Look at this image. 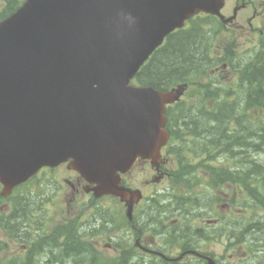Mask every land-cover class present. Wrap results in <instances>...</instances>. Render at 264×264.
Here are the masks:
<instances>
[{"label":"water","instance_id":"1","mask_svg":"<svg viewBox=\"0 0 264 264\" xmlns=\"http://www.w3.org/2000/svg\"><path fill=\"white\" fill-rule=\"evenodd\" d=\"M224 0H25L0 21L2 195L42 167L67 162L95 194L140 197L119 186L138 157L159 158L165 105L183 94L130 81L191 16H218ZM212 264V263H211Z\"/></svg>","mask_w":264,"mask_h":264},{"label":"rangeland","instance_id":"2","mask_svg":"<svg viewBox=\"0 0 264 264\" xmlns=\"http://www.w3.org/2000/svg\"><path fill=\"white\" fill-rule=\"evenodd\" d=\"M235 3L236 0H226L225 8L222 10V13L225 15H230ZM3 4L4 2L0 1V11L3 7ZM251 13V9H248L246 11L240 12V14L238 15V21L240 24H242L243 30L220 31L215 20H207L209 25L205 24L204 29L208 31V37L212 38V47L215 49V52L213 51V55L221 58L222 63L227 64V68L223 72H219L221 74L220 76H217L216 78L211 77L213 80L209 81L207 79H204L202 82H199L200 84H197L193 86L192 89H189V92H187L183 97L185 103H189L194 99V93L199 88L198 85H209V82L212 83V86L209 85L211 89H213V87L215 86L219 90L229 88L235 90L238 82V70L243 68L246 63L250 61H256L257 56H264V41L262 40L264 36V15L261 16L258 22L255 23L254 21L253 24L251 23L252 26H249L247 24V20L251 17ZM215 27L218 28V31L214 30ZM212 31H215L216 33L214 34L212 33ZM259 51H262V53ZM213 103L214 101L207 102V104L209 105ZM250 114H252L255 119L257 118L256 110L251 111ZM230 126H233L237 129V134H241L242 129L232 124ZM246 130V128L243 129L244 132H247ZM226 134H232V132L229 131ZM191 144H197V146L201 147L205 144H208V142L202 141L201 139H199L198 142L196 138H191ZM191 144H186L184 145V149H177L172 153L168 168H166L167 171H174L179 163L187 160L183 159V156L187 157L189 160H192V162L197 161L196 153L191 150L187 151ZM232 151H234L233 148ZM225 154L226 156H229L227 164L231 162L235 166L234 169L237 172L244 173L248 169H250V160L257 161V163L261 165L262 170H264V149L257 152L249 150L247 148H242L241 150H235L233 154ZM220 159H222V157ZM224 159L226 160V157ZM215 164L216 163L211 162L210 166L213 167V169H216V167H214ZM132 176L137 178V181L133 183V188H142L143 192L146 195H148L151 190H153V192H157L169 187V192L174 191L175 195H179L178 197H172L171 203L174 205H177L183 201L181 194H186V191L184 190L183 192H181L180 190H174V188H172L173 185L172 180L169 179L170 176L168 178H164L158 183L153 182V185L151 186H144L143 182H145L146 180H152L153 176L156 177V173L154 172V170L149 168V166H147V169L145 170L143 176H138L135 173ZM208 187L211 193L210 198L205 199L204 197L198 195L193 196H196L198 202L204 204L207 209H209V207L212 208L213 206V210L216 209L217 211V215L215 216L219 221V223L215 227L217 236L213 243L210 244L208 242L206 246L207 248L212 246L213 258L216 260L217 264H264V259H260L259 257L262 256H257V252H246L247 243H252L256 246L257 244H262L263 241H251V236H248V232L251 230V228L245 230L247 225L250 226L252 224H249L250 222L258 220L264 221V207L257 209L249 208L247 206V197L242 191L241 185L233 184V186L229 185L222 188H215L210 183H208ZM63 188L59 186L57 178L53 177V175L48 174L43 175L39 180H37L36 184L22 189V191H34L38 195H45L44 199L40 202L39 207L35 208L36 210H34L32 214H30V219L32 221L40 222L38 227H36L35 225H30L31 229L38 228V230H40L42 227L44 232L45 230L47 232H51L54 230L62 231L66 228L75 229L77 224L86 223V218L88 217H85V214L82 215L84 217H81L80 212L75 213L77 212L76 206L70 203V198L66 196V192ZM184 203V209L187 210L186 215H188L190 212L193 213L194 208L192 207L191 200H185ZM6 205L7 202L3 203L1 201L0 206L3 207L2 213L8 212L6 210ZM86 205L90 206L89 203H87ZM98 205L99 207L105 208V222L103 224L99 222V225L94 227L95 224L93 223V221H88V224L85 227V229L87 230L84 231L88 234L87 236H89L90 240H85L84 242L75 241L70 245L72 247V250L66 249V247L64 246L65 243L63 245L51 244L52 247L43 245L45 248L41 250L40 256L46 258L48 264H66L67 260L64 262H55L54 260H52V254L57 251L72 252L80 255V258L85 257L87 259V263L83 262V264L91 263L92 260L89 257L91 254H97V256L100 257L101 262L104 264L113 263L112 260L121 258L123 254L128 255V247L130 246V234H128V236H123L122 232H120L119 230L121 222L115 212V207L118 205V201H115L113 199H105L102 202H98ZM244 207H247L246 211L241 210ZM85 208H87V206H85ZM92 209H94V207H92ZM93 212L92 214H94ZM25 213L26 212H22V215H24ZM77 216L81 217L80 221L76 218ZM187 217H190V214ZM196 217V215H193L192 219H196ZM233 223H235V225H241L245 223V225H241V228H229L228 225H231ZM254 226L255 231L261 228V226H257L255 222ZM240 231H243V235L241 236ZM46 237L48 236H46L45 234L44 238ZM259 237L260 239L263 238L264 240L263 234ZM25 239L26 238H24V240ZM27 240L29 242L34 240L33 235H28ZM76 242L80 245H83L84 247H87L89 254L86 253L85 249L78 247L76 245ZM0 243H3V245L6 247V251L3 254V257H13L14 254H21L22 243L16 241L15 243L11 242V240H9L1 230ZM36 248L37 246L34 247V251L36 250ZM38 253L39 252L37 251L36 255H38ZM42 261L44 260L42 259ZM74 262H79V264L82 263L81 260L72 261V264ZM155 262V260L150 259L151 264H155ZM67 263L69 264L70 262ZM185 264L190 263L188 262Z\"/></svg>","mask_w":264,"mask_h":264},{"label":"trees","instance_id":"3","mask_svg":"<svg viewBox=\"0 0 264 264\" xmlns=\"http://www.w3.org/2000/svg\"><path fill=\"white\" fill-rule=\"evenodd\" d=\"M0 1L4 2L0 11V20L14 12L23 2V0ZM207 19L209 17L191 21V26L187 30L170 34L164 44L140 68L133 82L138 86H151L157 90L166 91L182 82L194 86L200 84L199 81L202 78L213 80L209 72L221 64L222 59L220 62V59L211 54L212 38L208 37V31L204 29ZM208 84L212 86L211 82ZM209 85H198V94L195 92L194 99L189 103L183 100L167 107V130L171 135V141L182 146L191 143V138L206 140L212 144L211 146L232 154L235 150L242 148L253 151L264 149V56L256 57V61L248 62L238 70L235 90L231 88L219 90L215 86L211 89ZM209 101H214L211 109L206 108ZM254 110L257 111L256 119L250 114ZM231 124L242 129L240 135L236 133L237 129L230 128ZM244 128L247 132L243 131ZM229 131L232 134H226ZM249 164L251 165L249 172L258 177L248 178L251 181L254 178L259 179L253 181H264V176H259V173H264V170L252 160ZM223 173L227 172L218 170L219 179L230 180L231 176L221 175ZM232 178L235 181L245 180L237 176ZM26 201L28 206L22 210L26 212L22 220L18 221L14 213H11L8 223L9 231L12 233L18 232L17 227L20 221L30 220L33 210L31 211L29 207L35 202L29 199ZM2 224L4 223L0 216V225ZM35 226L38 227V224L35 223ZM39 239L40 236L36 234V238L29 243L35 245ZM122 259L125 261L124 258ZM124 261L121 264H126ZM118 263L119 261H113L111 264Z\"/></svg>","mask_w":264,"mask_h":264},{"label":"flooded vegetation","instance_id":"4","mask_svg":"<svg viewBox=\"0 0 264 264\" xmlns=\"http://www.w3.org/2000/svg\"><path fill=\"white\" fill-rule=\"evenodd\" d=\"M236 4L237 6H242L239 12L251 9V17L247 20L248 25L254 21L258 22L261 16L264 15V0H236ZM229 16L230 15H225V17ZM212 17L222 25L224 31L243 30L242 24L236 19L231 23L225 24L220 22L217 17ZM163 163V165H158L156 177L153 176L152 180L143 182L144 186H151L153 182L158 183L164 178L169 177V173L166 169L169 161L163 160ZM147 166L152 168L149 160H138L134 164L132 170L128 174L122 176L121 183L126 187L133 188V183L137 181V178L132 175L135 173L138 176H143ZM42 171L44 175L49 174L57 178L61 188L65 187L63 189L66 192V196L70 198V203L76 206L77 212L75 213L80 212L81 217H84L82 216L84 214L85 217H88L86 218V223L76 225L75 228L77 231H82L89 220L93 221L95 224L94 227L98 226L99 222L102 223V220L105 221L103 211L105 208L99 207L98 202H101L106 197L96 198L91 191L92 186L79 175L69 170L65 165H61L56 168L42 169L38 175L28 183H37V178L43 176ZM199 174L203 176L202 181H204L209 177L210 172L207 170H200ZM168 188L157 192L151 190L148 195L143 192L142 188H137L141 190L143 197L133 204L131 217L128 218V220L126 219V207L118 199V208L117 206L115 207V212L121 222L119 230H123V236H128V234H130L129 253L125 255L124 258L126 264H151L150 259L156 262L158 261L157 263L155 262V264H185L188 262L190 264H208L207 258L213 259L212 246L209 248L206 246L208 242L210 244L213 243L217 236L215 230L218 224V220L215 217L217 215L216 209L213 210V206L207 209L204 204L195 201L192 207L196 212H190V217H187L189 214L186 215V212L183 211L186 198L182 197L183 201L177 205L172 204V197L178 196H171ZM26 199L35 202V206H38L41 200L40 195L36 194L34 191L26 192L22 191V189H17L8 197L0 200V203L1 201L3 203L7 202V213H2L3 207L0 206V214L3 216L5 227H8L12 212L18 221L24 218L22 210L28 206V204L25 203ZM87 203H89L90 206L86 205ZM85 206H87V208H85ZM92 207H94V209H92ZM29 208L32 209L33 207L31 206ZM92 212L94 214H92ZM193 215L197 216L196 219H192ZM81 217L77 216L76 218L80 221ZM18 226H21V221L18 223ZM228 227L232 228L230 224ZM18 232L25 234L24 229H20V227ZM74 239L75 237L73 235L61 234L56 236L54 242L59 241L60 243L66 244ZM251 250L257 252V256L260 255L258 246H251ZM42 259L46 260L43 256L40 257L37 255V257H34L32 253L25 251V247H22L21 254H15L13 264H48V262H44ZM76 259L79 258L75 253L65 251L54 252L52 257V260L55 262H64L66 260L70 262ZM128 260L130 262L127 263ZM5 261L7 264L10 263L8 257L5 258ZM122 261L124 260L120 259L119 264H121ZM69 264H71V262Z\"/></svg>","mask_w":264,"mask_h":264},{"label":"bare ground","instance_id":"5","mask_svg":"<svg viewBox=\"0 0 264 264\" xmlns=\"http://www.w3.org/2000/svg\"><path fill=\"white\" fill-rule=\"evenodd\" d=\"M228 139V138H227ZM258 181V180H257Z\"/></svg>","mask_w":264,"mask_h":264}]
</instances>
